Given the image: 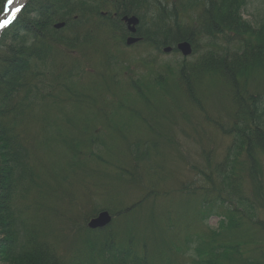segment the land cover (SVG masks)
<instances>
[{"label":"trees","instance_id":"16d2710c","mask_svg":"<svg viewBox=\"0 0 264 264\" xmlns=\"http://www.w3.org/2000/svg\"><path fill=\"white\" fill-rule=\"evenodd\" d=\"M247 1L25 0L22 3L24 7L15 13V19L0 29L2 262L187 264L172 255L178 251L174 239L177 234L176 226L169 220L190 212L206 221L222 211L225 214L219 224L222 229H238L246 223L264 234V217L259 212L264 207V80L259 82L255 76L264 73V25L254 26L243 17ZM4 5L5 0H0V16ZM123 15L139 18L136 35L141 40L137 45L147 44L158 53L171 46L172 51L178 52L176 44L188 41L193 48L189 57L198 53L200 45L206 48L194 62L183 57L171 71L173 83L184 92L189 105L229 137L230 143L221 161L214 158L212 149L202 147L201 161L190 163L191 176L175 188L162 190L158 186L160 179L170 177L168 171L155 168L154 174L145 177L141 170L147 169L143 167L144 161H150L151 155L160 154L163 148L153 117L171 104L170 98L160 93L168 88V74L158 72L154 76L159 94L154 99L144 93L136 79L126 84L142 99L144 110L122 100L115 102L119 88L124 85L108 66L117 58L114 47L123 46L129 35L121 20ZM57 22H64V26L55 28ZM76 48L78 53L73 52ZM96 56L102 59L101 68L96 70L101 84L93 82L94 86L87 90L63 82L82 77L84 67ZM89 72L94 71L89 68ZM213 76L227 86L231 100V108L224 115H210L202 100V85ZM62 88L67 100L89 110V118H66L61 125L51 117L52 107L62 101L57 96ZM116 108L124 109L127 118L142 122L153 137L130 138L129 124L112 119ZM146 110L152 112L150 118L144 114ZM102 128L122 141L117 156L123 157L117 163L99 153L103 146L99 134ZM56 147L63 148L64 160L54 161L55 154L51 151ZM91 160L97 163L93 167L88 164ZM133 188L145 190L137 200L125 204L124 196ZM79 190L88 191L89 197L108 196L109 204L100 210H107L113 221L104 228H88L89 218L100 211L94 210L84 219V225L77 227L79 234L85 233L80 249L62 252L54 231L61 222V210L55 203L61 200L66 206L77 205L75 192ZM158 199L164 201L161 206H157ZM142 207L148 210L146 221L137 220L146 224L142 235L137 227L128 229L127 225L122 236L113 230L115 218L135 216ZM161 219L167 223L161 224L158 221ZM66 220V225L76 228L74 222ZM157 231L163 235L161 241ZM216 233L213 232V237ZM138 240L140 246L134 245ZM185 243L192 251L190 258L195 257L192 264H264V254L256 259L245 255L240 243L205 245L193 238H186Z\"/></svg>","mask_w":264,"mask_h":264},{"label":"rangeland","instance_id":"374dc122","mask_svg":"<svg viewBox=\"0 0 264 264\" xmlns=\"http://www.w3.org/2000/svg\"><path fill=\"white\" fill-rule=\"evenodd\" d=\"M24 1L25 0H20L16 7ZM195 11L196 8L193 12ZM242 15L254 26L264 25V0H248L242 10ZM205 49L206 48L200 45L198 53L187 58V61L194 62ZM114 50L117 58L116 60H112L113 64L108 66L109 71H116L120 83L124 85L119 88V93L116 95L115 102L118 100L120 102L124 101L127 104H133L136 108L139 107L141 110H144L142 99L139 95L137 96L135 94V91L129 87V89H127L125 87L126 84L131 82L132 79H136V81L143 87L144 93L151 99H154L159 96L156 92L158 89L157 85L153 81L154 76L158 72L165 75L168 74V88H166V91L162 89L160 93L162 92V95H165L166 98H170L171 104L166 105L160 111H157L153 117L156 121L154 124H157L160 130L159 138L163 148L160 149V154L154 153L151 155V163L150 161H144L145 165L143 164V167H146L147 169L142 168L141 170H143L145 177H147V174L149 177L151 174H154L153 170H155V168L163 172L168 171L170 177L165 180L160 179L161 182L158 186L162 190L175 188L180 181L186 180L191 176L192 172L190 170V163L196 160L201 161L200 154L202 147L206 150L212 149L214 158L217 161H221L226 155L230 138L223 135L213 125L207 123L203 115L196 108L189 105L181 88H176L174 86V77L171 75V71H174L183 59L180 52L171 51L169 53H158L152 47L144 43L138 45L135 43L130 46L124 44L120 47H114ZM74 51L77 53L79 52L78 48L74 49L73 52ZM87 51L89 53V50ZM99 57L96 56L91 64H89L88 61L87 66L84 67V75H82V77L76 76L69 81H62L70 84L72 88H84L87 90L94 86L95 83L93 82L101 84L96 75V70L100 69L102 64V59L100 60ZM83 62H85L84 59ZM89 68H92L94 72H89ZM255 76L259 82L264 80L263 72H259L255 74ZM57 86L61 88L60 85ZM202 87V100L205 110H207L206 112L210 115H224L226 111H229L231 108V100L227 95V86L220 79L214 76L210 77L205 81ZM57 96L62 101H60L58 105L52 107L53 111L51 117L58 119L60 122H58L59 124L64 125L65 123H61V121L63 122L66 118L81 119L84 116H88L87 118H89V112H87L89 110L83 109L77 104L67 100L63 88L57 91ZM115 106L116 104H114L112 108ZM144 114L150 118L152 112L146 110V113ZM74 115L76 117H74ZM128 116L129 115H127L124 109L116 108L113 111L112 119L115 121H126V123L129 124L128 126L132 128V130H128L130 138L153 137V135L147 131V127L142 122L136 118L129 119L127 118ZM99 134H101L103 139V146L100 147L99 153L110 162L117 163V161L123 157L117 156L122 141L119 142L116 137L111 135L109 130H103V128ZM170 138L174 140L172 146L170 145ZM46 153L47 152H44L43 154ZM51 153L55 154L54 161L64 160L66 155L61 147H56L55 151H51ZM262 158H264V155ZM124 159H126L125 155ZM94 163L97 164L95 160H91V163L88 162L91 167L95 166ZM102 165L103 164H100V166ZM103 169H106V166H104ZM109 169H112V167H109ZM244 184L247 187L249 186L247 179L244 180ZM144 190L145 188H143V190L142 188L130 189V193L124 196V203L129 204L132 201L137 200L143 194ZM84 191L82 192V190H79L75 192V200L77 201L76 203H78L77 205H74L75 203H73L66 206L63 205L64 203L61 202V200L55 203L58 211L59 208L61 210V218L58 217L61 219V222L56 221L58 224L54 231L59 240L58 248L62 252H76L80 249L81 240L85 237V233L81 232L82 234H79L78 229L80 230V228L77 227L79 225L83 226L85 223L84 219L93 213L94 210L98 209L99 211L101 208H104V206L109 204L108 196L103 194H91L89 197V192ZM158 200L157 206H161L159 204H163L164 201L161 199ZM194 207L195 206H193V208ZM146 212H148L147 207H142L135 216L131 214L126 218H115L113 230L122 236V233H124V226L127 225L128 229L137 227L139 231L138 233L142 235L144 233L142 228H144L146 224L142 222L139 223L137 220L142 218L146 221ZM259 212L264 217V207L260 208ZM220 213L221 214L219 215L208 217L206 221H202L198 217H195L196 215L193 212H190L187 215L172 216L169 221H172L174 226H176L175 234L177 235L174 239L178 247V251L172 252V255L174 256V254H176L175 257L178 259L185 261L187 264H192V260L195 259V257L193 259H191L192 257L190 258L192 251L189 250L190 246L189 248L187 247L185 239L193 238L205 245H211L215 242L240 243V249L245 255H250L255 259L259 257L261 258V255L264 254V234L246 223L242 224L238 229H222L219 227V224L220 221L223 220L225 214L222 211ZM63 214L64 217L62 216ZM67 218L76 224V228L71 229V224L69 223L66 225ZM164 220L161 219L158 221H161V224L165 225L167 222ZM62 231H64V233H62ZM213 232H218V235L216 233L217 236L213 237ZM170 234L173 233L171 232ZM157 236L161 241L163 235L159 231H157ZM139 243H141L140 240L135 241L134 245L138 244V246H140ZM0 264L5 263L0 260Z\"/></svg>","mask_w":264,"mask_h":264},{"label":"water","instance_id":"95a60500","mask_svg":"<svg viewBox=\"0 0 264 264\" xmlns=\"http://www.w3.org/2000/svg\"><path fill=\"white\" fill-rule=\"evenodd\" d=\"M121 20L126 24L128 32L130 33V35L126 37V45L130 46L140 41L141 38L136 35L139 18L136 15H123ZM3 21H5L4 16L0 18V23ZM63 26L64 22H57L54 24L55 28H60ZM175 47L183 57H189L193 52L192 45L188 41H180ZM171 50V46H165L162 48V51L165 53H169ZM111 221L112 215L107 210H101L88 220L87 227L90 229L104 228L108 226Z\"/></svg>","mask_w":264,"mask_h":264},{"label":"snow or ice","instance_id":"6c2138e0","mask_svg":"<svg viewBox=\"0 0 264 264\" xmlns=\"http://www.w3.org/2000/svg\"><path fill=\"white\" fill-rule=\"evenodd\" d=\"M16 3V0H5L4 5V11L7 13L9 11H12L14 14L19 13L21 9L24 7L23 4L13 8L12 6ZM12 19H15V15H13ZM12 21L11 19L5 20L2 23H0V27H6L8 24H10Z\"/></svg>","mask_w":264,"mask_h":264},{"label":"bare ground","instance_id":"6f19581e","mask_svg":"<svg viewBox=\"0 0 264 264\" xmlns=\"http://www.w3.org/2000/svg\"><path fill=\"white\" fill-rule=\"evenodd\" d=\"M17 2H18V0H16V3L12 6L13 8H15V6L17 5ZM11 13H12V11L5 13V17L8 19L10 17Z\"/></svg>","mask_w":264,"mask_h":264}]
</instances>
